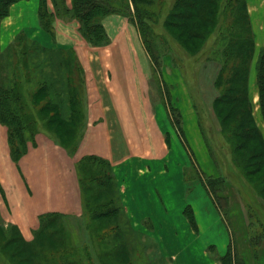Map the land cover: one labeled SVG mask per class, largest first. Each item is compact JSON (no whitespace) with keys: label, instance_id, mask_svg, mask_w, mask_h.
<instances>
[{"label":"crops","instance_id":"1","mask_svg":"<svg viewBox=\"0 0 264 264\" xmlns=\"http://www.w3.org/2000/svg\"><path fill=\"white\" fill-rule=\"evenodd\" d=\"M47 2L49 10L54 11L52 0ZM39 3L22 0L11 6L0 26V43L11 41L17 29L28 27L49 48H73L84 74L85 127L74 156L42 134L36 145H30L19 162H14L7 128L0 123V207L7 223L17 225L26 239H32L43 213L81 216L83 199L76 164L85 155H98L111 163L132 229L151 237L170 264H220L211 251L225 255L232 237L202 182L184 179V168L191 162L185 141L174 127L168 106L165 109L162 101L151 97L153 62L136 24L127 16L110 14L102 20L107 42L90 46L75 19L57 17L52 34L40 29ZM66 4L71 7L72 0H66ZM259 6L260 1L248 0L250 18ZM10 17L8 26L5 21ZM257 42L264 46L262 38ZM168 73L165 71L163 80L172 89L175 84ZM172 93L176 107L184 113V134L193 148L197 146L194 151L203 171L208 167L211 173L212 163L200 127L197 121L191 125L195 116L188 118L190 112L185 115L184 109H190L185 87L177 84ZM176 182L181 195L168 196L166 189ZM221 195L229 199L234 239L245 264H264V241L255 252L241 200L227 182Z\"/></svg>","mask_w":264,"mask_h":264},{"label":"trees","instance_id":"2","mask_svg":"<svg viewBox=\"0 0 264 264\" xmlns=\"http://www.w3.org/2000/svg\"><path fill=\"white\" fill-rule=\"evenodd\" d=\"M19 1L22 0H0V26L2 20L9 16L11 6ZM52 2L54 11L49 10L47 0H40L38 17L41 27L53 32V24L57 17L65 20L76 19L80 24L79 32L90 46H99L107 42L103 18L110 14L127 16L136 24L141 34L153 62L152 79L161 88L158 70L162 69V58H159L157 43L153 41L155 35L148 25L153 17L149 9L156 0H72L71 7L66 4V0H52ZM247 6L246 0H174L165 18L164 26L174 33L177 39H181L180 42L190 53H200L207 44L208 38L217 31L221 34L218 42L225 39L224 45L219 47L224 62L214 82L216 86L222 88V91L213 99L214 110L223 133L232 145L236 159L247 178L255 184L259 196L264 200V135L254 115V104L248 86L256 43L253 40L255 34ZM222 16L226 17L221 20ZM226 19L229 20L227 24ZM30 43L33 46V52L48 53L55 59L60 57L62 65L65 64L62 59L68 58L64 53L76 55L73 48L52 49L37 41H31L24 32L19 33L3 52L0 51V123L7 128L10 155L14 162H19L28 152L31 143L36 145L38 131L30 132L29 136L27 130L36 129L38 122L29 108L32 106L21 101L24 93L22 84L17 82L18 77L11 85H7L2 71L7 66V56L11 52H18L21 48L29 49ZM216 51L217 49H214L212 52ZM237 58H240L239 62L236 61ZM230 62H232L231 65ZM56 63L60 65L58 61ZM253 65L256 69L260 113L264 119V47L259 50L257 61ZM26 67H29V63H26ZM227 70L229 71L226 74ZM45 88L41 86L33 93L32 105H37L43 100L41 98L45 95ZM78 92L73 85L68 91V100L72 105L69 117L63 115L61 102L50 100L38 110L41 116L47 114L46 126L55 133L53 134L56 137L55 142L72 156L75 155L83 136L82 132L77 137L76 127L83 117L81 105L78 102ZM171 120L182 134L180 111L177 110L176 120L173 121L172 117ZM77 167L83 199L81 215L87 214L88 222H93L89 224L84 218V222H81L82 231H84L82 235L76 237L75 227L64 222L63 219L70 218L69 215L47 212L39 216V222L33 229L34 235L31 240L24 237L17 225L8 223L16 234L4 243L5 232L0 216V249L6 250L10 244H15V248L10 253L11 258H15L17 262L20 259L19 264H44L43 259L47 261V264H136V261H130V254L135 251L139 253L138 260L143 249L138 251L134 238L146 237L150 240V237L132 229L111 163L98 155H85L78 161ZM195 174V177L203 182L230 226V202L227 197L221 195L224 191L225 177L207 176L203 179L199 171ZM185 177L190 179L189 170H185ZM246 216L249 242L257 252L264 241V222L261 219L255 220L254 214L250 212ZM189 217L196 227L194 216L190 213ZM106 227H108L107 230L102 232V228ZM231 237L226 254L219 256L211 251L213 257L220 264H245L233 233ZM41 239L44 243L47 242V247L39 251L30 247ZM90 246L94 247L100 257V263L91 261ZM43 249H49L50 255L41 253ZM210 249L213 250L212 247ZM154 251L157 249L153 244L152 252ZM157 253L161 255L158 251ZM51 254H58L59 257L54 259L50 257ZM40 257L41 259H38Z\"/></svg>","mask_w":264,"mask_h":264},{"label":"rangeland","instance_id":"3","mask_svg":"<svg viewBox=\"0 0 264 264\" xmlns=\"http://www.w3.org/2000/svg\"><path fill=\"white\" fill-rule=\"evenodd\" d=\"M173 1L174 0H156V2L151 6V9H149L153 13V17L152 19H150L151 21L148 19L150 21L148 25L152 29V33L155 35L154 37L155 39L153 41L157 43L156 44L157 50L159 52V55L161 56V57L159 56V58H162V67H161L162 69L158 70L156 67V69L160 72L159 81L162 83L161 88L157 85L155 81H153V79H151L150 93L154 101H162L160 102L161 106H163L165 109L166 106H168L169 113L171 114L173 121L176 120L177 110L180 111V114L182 116V128L184 130L185 129L183 124L184 113L183 111H181V109L176 107L175 100L172 98V94H173L172 92L175 86H177V84H179L180 87L181 86L185 87V99L186 101H188V103H190L188 104V107H190V109L188 110L187 107L184 109L185 115L187 116L190 112L191 115H189L188 118L192 119V117L195 116L196 120H192L191 125H196L195 122L197 121L198 126L200 127V134L202 136L203 142L205 143V149L207 150L209 154V158L212 163L211 173L208 172L209 170L208 167L207 169L205 168L207 170L206 172L203 171L202 167L200 166V162L197 158V155L195 154L194 151V149H196L197 151L196 148L197 146H194L193 148L192 147L193 144L191 145L190 141L185 136L186 132L184 134V131H182L183 133L181 134L177 129V131L185 141V146H184L181 140L184 148H186V151L188 153L187 155L189 156L191 161L189 166L184 168V171L189 170L190 179L187 177H184V179L186 182H191L195 180L201 181L199 178L195 177L196 171L197 172L199 171L203 179H205V177L207 176L225 177V185L227 182L230 185V188L232 189L236 197H238L241 200V203L245 208L246 215H249L250 212L254 214L255 220L261 219V221L263 220L264 222V200L259 196L258 192L255 189V184L252 183V181L247 178V176L243 171L242 166L240 165L239 161L236 159L235 154L233 153L232 150V145L229 142V139L223 133L219 120L214 110L213 99L216 96H218L222 91L221 87L216 86L214 84L216 75L224 62L223 61L224 58L221 53L222 51L220 50L219 47H222L226 41L225 39H222L218 42L219 38L221 37V34L219 31H217L208 38L207 44L200 53L198 54L190 53L180 42L181 39H177L176 35L171 31H169L164 26L165 18L167 17V14L170 10ZM246 1L248 5V0ZM259 1H260L259 11L254 12L253 15L251 16L253 20L252 22L253 32L255 34L253 40L255 43L257 42L258 37L259 39L262 38L264 40V0H258V2ZM225 17L222 16L221 20H223V18ZM11 19L12 18L10 17L8 20H6L5 24L9 26V24L11 23ZM226 21H227L225 22L226 24L229 23L228 19H226ZM38 23L40 29H42L44 32L48 34H52L54 32V30L53 32H49L43 29L40 25L39 17H38ZM14 28H17V24ZM53 29H54V24H53ZM21 32H24L31 41H37L40 44L44 45L39 40L40 37L35 36V34L33 33L36 31L32 30L31 32V30H29V28L27 27V28H21L19 30L17 29L13 34V38L12 39L9 38L11 41L4 44L0 43L2 44L0 47V51L3 52L6 48H8L9 45L12 43V41L15 39V37ZM248 40H250V37H248ZM28 46L27 47L29 49L27 50L21 48L19 49L18 52H11L7 56L8 58H6L7 66L5 70L2 71V74L4 75L7 85H11L14 82V80H16V78L18 77L17 82L22 84V91L24 93L23 99L21 101L26 105L32 106L29 108L31 109V112L35 115L38 124L37 126H35L36 129H31V131L27 130V134L30 136V132L38 131L36 135V139L39 138L42 134H45V136H48L49 138L55 141L56 137L55 135H53L55 133L51 132V129L47 128L46 126L47 118L45 116H47V114L45 113L43 114L44 116H41V114L38 113V110L40 107L44 106V103L50 100L54 102H61L63 104L62 107L64 110L62 111L63 115L65 117H69L72 105H70L68 100L69 99L68 91L70 87L73 85L77 89V91H79L78 102L81 105L82 116H83L81 117L82 119L81 123L76 127L77 137H79L78 135H80L83 132V129L85 127L84 117L86 113L85 112L86 100L84 101L82 94V87H84V74L82 72L83 71L82 66L81 64H79V60H77V56L70 55L69 52L64 53L65 55L68 56V58L66 57L62 59L64 60L63 63H65L64 65H62L60 64V57L55 59L48 53H43V52L40 53L39 51L33 52L32 50L34 49L32 44L30 43L28 44ZM262 47L264 46H262L258 42L255 44L256 52H255V57L251 62L252 66H251V73L249 76L248 86H249L251 99L254 104V115L257 124L264 135V119L260 113L259 93L256 82V69H255V65H253L256 63L257 55ZM52 49H56V48H52ZM214 49H217V51L212 52ZM239 60L240 58H237L236 61L239 62ZM56 61H58L60 65H58ZM26 63H29V67H26ZM229 64L231 65L232 62H230ZM165 71H169L168 75L171 73V78L175 84L171 86L172 87V89L170 88L171 90L169 89L168 85L164 84L163 75ZM228 71L229 70H227L226 74L228 73ZM41 86L46 87L45 95L43 96V98H41L43 100H41L40 103L37 105H32L33 93H35ZM191 104H193V106ZM193 108L195 110H193ZM165 114L167 115L166 110H165ZM71 129H73L72 124H71ZM180 135L179 137L181 138ZM190 135H192V133H190ZM30 145H32V143ZM172 148L173 150L176 149L174 145H172ZM176 157L178 158V156ZM193 164L195 167L194 166L192 167ZM77 168L78 167L76 164V170ZM171 182L172 184H174V180H171ZM177 185L178 184L176 182L175 186L168 187L166 189V194L168 196L177 195L179 197L182 192L179 191ZM225 185H224V190H225ZM1 204H3V200L0 195V205ZM221 215L222 216H220L219 213V216L221 217V221L223 222V224H225L224 225L226 226L225 228H227L226 230L229 231L230 236L232 235V233L235 236L234 226L230 215H229L230 226L227 224L225 218L223 217L222 212ZM0 216L2 218L1 224L5 232V238H4V243H5L7 240L11 239V237H15L16 233L7 223L2 210V206L0 207ZM69 216L70 218H64V219L62 218V219L67 225H71L75 227L74 234L76 237H79L84 232L82 231L83 224L81 222H84V218L85 220H87L86 222H88L87 214L85 216L83 215L84 217L82 215L81 216L69 215ZM88 223L91 224L93 222L89 221ZM78 226H80V228H77ZM107 228L108 227L102 228V232H105ZM27 240H31V239L29 238ZM148 240L146 237H138V239L134 238V244L137 247L138 251L141 249H143V251L142 253H140L141 256L138 260L137 258L139 257V253H137L136 251L131 252L130 261L133 262L136 261V264H146V263L170 264V261L165 257L164 254L159 255L157 253V251L159 250L157 249L154 240L151 237L150 240L149 241ZM146 242L148 243L147 245ZM14 243H18V242L14 241ZM46 243L47 242L44 243L43 240L41 239L40 241L37 240L36 242H34L30 247L39 251V249H42L43 247H47ZM153 244L156 247L157 251L152 252ZM14 245L15 244L13 245L10 244L6 248V250L0 249V264H19L18 263L20 261L19 258H18L19 259L18 262L15 258H11L12 255L10 251L15 248ZM90 249L92 255L91 261L100 263V257L97 255V252L95 251L94 247L90 246ZM48 251L50 250L48 249L40 252L41 253L43 252L45 255H50ZM51 255L52 256L50 257H54V259H57L59 257L58 254L57 255L51 254ZM38 259H41V257ZM84 260H86V258H84ZM43 261L44 264H47V261H45V259H43Z\"/></svg>","mask_w":264,"mask_h":264},{"label":"bare ground","instance_id":"4","mask_svg":"<svg viewBox=\"0 0 264 264\" xmlns=\"http://www.w3.org/2000/svg\"><path fill=\"white\" fill-rule=\"evenodd\" d=\"M255 101H257V100H255Z\"/></svg>","mask_w":264,"mask_h":264}]
</instances>
